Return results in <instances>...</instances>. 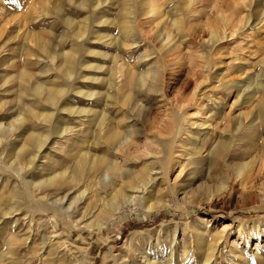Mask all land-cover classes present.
Listing matches in <instances>:
<instances>
[{
    "label": "rangeland",
    "instance_id": "rangeland-1",
    "mask_svg": "<svg viewBox=\"0 0 264 264\" xmlns=\"http://www.w3.org/2000/svg\"><path fill=\"white\" fill-rule=\"evenodd\" d=\"M0 129V264H264V0H0Z\"/></svg>",
    "mask_w": 264,
    "mask_h": 264
},
{
    "label": "bare ground",
    "instance_id": "bare-ground-1",
    "mask_svg": "<svg viewBox=\"0 0 264 264\" xmlns=\"http://www.w3.org/2000/svg\"><path fill=\"white\" fill-rule=\"evenodd\" d=\"M212 33V36L214 37V38H218L219 37V35H218V31H212L211 32ZM70 68H71V66H70ZM25 74V73H24ZM24 76V75H23ZM27 77V76H26ZM129 77V76H128ZM23 78V77H22ZM130 78V77H129ZM134 78H135V76H134ZM28 80V79H27ZM129 81V80H128ZM32 89H34L35 90V92L36 93H41V94H39V95H43L42 94V88L40 87V86H35V88H32ZM31 89V90H32ZM51 92V91H50ZM48 93L49 95H50V98H49V100H51L52 102H53V100H54V95L55 94H60V93H62L63 91L62 90H56V91H54V93L53 92H51V93H53V94H51V93ZM45 94V93H44ZM38 95V94H37ZM64 95V94H63ZM66 95V94H65ZM56 97L58 98V96L56 95ZM43 99V98H42ZM48 99V98H47ZM44 100H45V97H44ZM50 101V102H51ZM57 101V100H56ZM55 101V102H56ZM49 102V103H50ZM54 105H55V103H54ZM31 113H32V110H31ZM34 113V112H33ZM30 114V113H29ZM40 116V115H39ZM44 117L46 116V115H43ZM0 131L1 132H3L1 129H0ZM3 134H5L4 132H3ZM110 137V136H109ZM111 137H113L112 139H115V136H113V135H111ZM107 138V137H106ZM111 139V138H110ZM112 142H113V140H112ZM91 157V156H90ZM89 157V158H90ZM97 158V157H96ZM85 159V158H84ZM90 161V159H85V161ZM92 162L91 163H93L92 164V169L91 170H94V172H99V171H101L102 170V172H103V169H105V171L103 172V174H104V179L105 178H107V174H106V171H108V170H111V169H113L114 167H115V164L113 163V162H110L109 160H107V158H98V159H92L91 160ZM80 164H81V162H80ZM79 164V165H80ZM85 164V163H84ZM103 167V168H102ZM76 168V167H75ZM90 168H91V166H90ZM77 169V168H76ZM90 170V171H91ZM75 175V173L73 174V176ZM101 175V174H100ZM73 176H71V175H68V173L66 172V171H63V172H60V173H56V174H54L53 176H50L48 179H43V181L42 180H40V181H38L37 183H35V182H32L31 180H28L29 181V184L31 185V186H34V185H36L37 184V186L38 185H41V184H47V183H49L50 185L52 184V185H56L57 183H61V184H59L60 186H59V188L60 187H63V186H76V185H78L79 184V180H78V178L76 179V178H74ZM88 177V176H87ZM137 182V181H136ZM130 183V182H129ZM48 185V184H47ZM15 186H17V184L15 185ZM50 187V186H49ZM57 192V191H56ZM54 194V193H53ZM55 195H57V194H55ZM59 195V194H58ZM57 195V196H58ZM59 197H63L64 199L65 198H67V195L66 194H64V195H61V196H59ZM56 201V200H55ZM60 202V201H59ZM122 203V202H121ZM61 204V203H60ZM122 208V207H121ZM124 208V207H123ZM115 209V208H114ZM118 209V208H117ZM113 210V209H112ZM112 210H111V212H112ZM116 211V210H115ZM2 216V215H1ZM133 250H137V248L135 247ZM120 255V254H119ZM121 256V255H120ZM119 256V257H120ZM127 256V255H126ZM118 257V258H119ZM126 259L128 260V257H126ZM122 264H128V261H126V260H124L123 261V263Z\"/></svg>",
    "mask_w": 264,
    "mask_h": 264
}]
</instances>
